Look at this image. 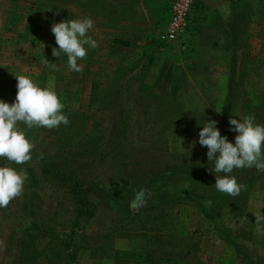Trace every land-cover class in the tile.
I'll list each match as a JSON object with an SVG mask.
<instances>
[{"label":"rangeland","instance_id":"374dc122","mask_svg":"<svg viewBox=\"0 0 264 264\" xmlns=\"http://www.w3.org/2000/svg\"><path fill=\"white\" fill-rule=\"evenodd\" d=\"M171 1L0 0V100L15 101L24 75L70 121L21 125L32 159L0 157L37 180L0 208V264H264V172L238 169L240 194L218 192L198 142L207 120L233 144L230 117L264 125V0H195L188 29L164 44ZM85 18L97 47L84 45L75 72L52 55L51 28ZM59 175L86 186L92 218L76 219Z\"/></svg>","mask_w":264,"mask_h":264},{"label":"clouds","instance_id":"9594fccd","mask_svg":"<svg viewBox=\"0 0 264 264\" xmlns=\"http://www.w3.org/2000/svg\"><path fill=\"white\" fill-rule=\"evenodd\" d=\"M93 26L94 22L90 18L53 23L51 31L58 48H53L52 55L60 57L62 53L65 54L68 58V68L75 72L81 71L82 67L78 65V60H83L87 55L84 45L97 47V42L87 36ZM43 62L48 63V59L45 58ZM15 78L17 80L15 101L10 105L0 100V157L6 158L10 163L23 165L32 159L31 151L34 144L26 138L21 125L28 129L34 127L53 129L61 124L67 126L70 121L61 111L64 104L54 90L41 88L24 75ZM229 124L230 131L238 133L234 144L229 142L226 136L221 135L215 120L204 121L198 142L208 149L206 153L208 161L214 162V168L209 171L216 174L215 190L237 197L244 186L238 183L236 176L233 175L236 170L254 167L264 172L262 151L264 125L255 123V115L246 116L242 120L230 117ZM217 153L219 155H216ZM26 179V171L0 166V208H6L13 199L22 195ZM145 201L146 192L140 190L135 193L130 206L136 208ZM206 205L210 207L212 201H207ZM254 215L257 223L264 220V216Z\"/></svg>","mask_w":264,"mask_h":264},{"label":"built area","instance_id":"2783aa9c","mask_svg":"<svg viewBox=\"0 0 264 264\" xmlns=\"http://www.w3.org/2000/svg\"><path fill=\"white\" fill-rule=\"evenodd\" d=\"M195 0H172L169 19L158 40L164 44L177 42L189 27L190 12Z\"/></svg>","mask_w":264,"mask_h":264},{"label":"trees","instance_id":"16d2710c","mask_svg":"<svg viewBox=\"0 0 264 264\" xmlns=\"http://www.w3.org/2000/svg\"><path fill=\"white\" fill-rule=\"evenodd\" d=\"M42 172H44V175H46L47 173L45 172V170H43ZM27 177L29 181L33 179L32 177L31 178H29V176ZM59 178L62 185H68L69 193L72 196V200L74 201V205H75L74 208L77 216L76 219L81 220V219L92 218L94 216L95 209L93 208L92 203L89 202V199L87 197L88 191L85 190L87 189L86 186L84 187V184L82 182H79L78 180L76 181L74 178H69L64 175L62 176L59 175ZM33 181L36 182L37 180L33 179ZM90 192L91 190L89 191V193ZM181 195L183 197H187L188 195H190V191L184 190L181 192ZM32 229H34V226L32 227ZM34 233H36V235H39V230L35 231ZM40 235H44V233H41ZM27 238H28V234L27 233L23 234L24 242L26 241ZM23 245L24 244H22L21 247Z\"/></svg>","mask_w":264,"mask_h":264}]
</instances>
